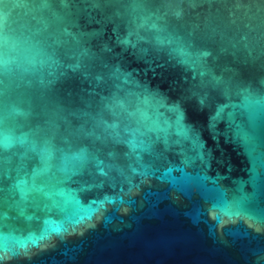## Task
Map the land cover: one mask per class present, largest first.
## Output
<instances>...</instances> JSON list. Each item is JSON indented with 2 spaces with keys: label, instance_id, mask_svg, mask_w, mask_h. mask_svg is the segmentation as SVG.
<instances>
[{
  "label": "water",
  "instance_id": "water-1",
  "mask_svg": "<svg viewBox=\"0 0 264 264\" xmlns=\"http://www.w3.org/2000/svg\"><path fill=\"white\" fill-rule=\"evenodd\" d=\"M0 264H264V0H0Z\"/></svg>",
  "mask_w": 264,
  "mask_h": 264
}]
</instances>
